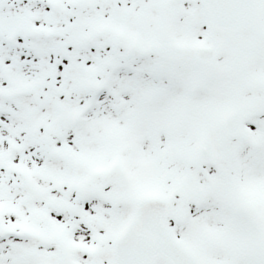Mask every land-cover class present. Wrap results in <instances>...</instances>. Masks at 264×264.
<instances>
[{
  "label": "snow or ice",
  "instance_id": "6c2138e0",
  "mask_svg": "<svg viewBox=\"0 0 264 264\" xmlns=\"http://www.w3.org/2000/svg\"><path fill=\"white\" fill-rule=\"evenodd\" d=\"M0 264H264V0H0Z\"/></svg>",
  "mask_w": 264,
  "mask_h": 264
}]
</instances>
